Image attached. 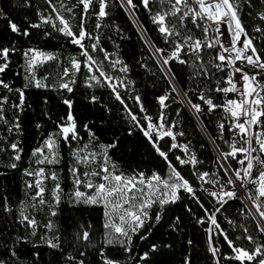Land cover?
Returning <instances> with one entry per match:
<instances>
[{
    "label": "trees",
    "instance_id": "16d2710c",
    "mask_svg": "<svg viewBox=\"0 0 264 264\" xmlns=\"http://www.w3.org/2000/svg\"><path fill=\"white\" fill-rule=\"evenodd\" d=\"M133 2L137 5L134 13L137 22L128 9L118 3L117 0H109V6L106 9L108 15L103 18L98 17L99 4L94 0L84 18V27L92 36H99L98 47L93 52L90 45L96 41L88 39L84 41L85 46L88 47L90 54L97 61L100 70L113 77H126V80L134 82L127 89L121 88L120 95L124 98L128 108L137 115L141 125H144L145 128L147 126V121L143 118L145 114L151 116L153 123H156L161 111L164 113L166 123L176 122L177 127L173 131L183 132L184 135H177L175 143L188 144L190 150L195 153L201 163H198L195 169L189 164H179L176 160L177 156L184 159L187 157L180 148L169 151L170 145L173 143L170 137L160 140V147L163 151L168 152V159L175 165L176 169L190 181L193 187L198 189L196 194L204 207L211 210L217 205L214 199L201 189V182L197 176L193 175V172H215L219 177L226 179L224 171L220 168L217 155L199 129L195 119L177 93L171 91L166 72L153 55V49L143 38L139 26L151 39L153 45L161 48H168V45L156 30L149 12L142 6L140 0H133ZM29 3L31 6H28L25 0H0V9L22 29L30 23H39L38 14L48 15L52 13V8L46 0H29ZM52 3L69 20L72 30L78 33L83 6L79 5L77 0H52ZM61 5L72 8V12L64 11V7ZM152 7L155 10L156 5H152ZM260 11H264V0H252L251 7L246 4L243 5L241 19L249 35L256 37L253 42L262 59H264V35L253 31L256 26L264 28V21H261L257 16ZM52 14L54 15V13ZM98 23L100 24L99 29H97ZM188 28L192 30L195 36L202 35L201 31L194 28L190 22H188ZM29 31L31 35L28 37L13 34L8 28V19L0 18V46L12 47L14 44L19 49L10 55L9 69L2 74V78L10 83L14 90L10 92L0 88V96L8 97V103L4 105V114L9 121V123L0 121V147L7 149L8 144L19 139L20 146L23 148L22 158L17 162L16 169L8 167L13 162L11 159L12 151L10 149L0 151V198L6 196L9 206L12 208V212L7 213L0 207V259L9 261V264H69L64 256L49 249L40 239L42 236L52 235L44 228V225L51 219L55 225V232L62 238L65 255L77 254V249L80 246L74 243L70 245L69 242L73 241V234L80 224L87 226L90 223L92 245L84 249L87 252L86 264H100L96 249L101 245L104 233L102 225L105 209L102 205L72 206L70 197L74 189L71 179V168L74 163L73 151L84 144L101 146L115 143L116 147L108 149L110 162L126 175L143 171L145 176H151L153 172H156L163 177L169 173L170 169L168 163L154 150L140 127H137L130 120L124 105L115 99L108 85L106 83L97 85L95 81H88V77L92 73H89L83 66L85 57L80 54L82 51L80 47L71 43V38L56 31L50 25L32 28ZM28 48L57 54L58 60L48 61L38 66L36 70V77H47L45 83L49 85L58 84L63 69L69 67L70 58L78 59L82 66L81 70L75 74V84L72 85L73 91L71 93L58 87L35 88L29 85L24 89V110L17 112L16 109L12 108V104L19 102L18 93L15 89L24 88L27 83L22 53ZM106 53L108 54L107 59L105 58ZM215 54L214 49L206 50L204 53L206 59ZM184 58L188 59V57ZM113 61L120 63L113 67ZM124 65L129 68L127 73L119 71V68ZM247 69L252 72L250 68ZM168 70L175 74L174 80L184 93L187 92L193 103L201 102L197 99L195 92L189 91V89H195L196 92L200 91L202 87L214 89L217 81H220L221 86L224 87L226 86L224 79L229 71L227 68L223 71H216L209 65V71L215 73L214 75H210L208 78L191 79L193 72L191 65L180 64L176 61L170 63ZM262 79L264 81V77ZM89 83L92 86H89ZM165 93H169V99L165 101L167 107L162 109L157 98L165 95ZM135 95L141 97L146 113L140 112L139 105L134 99ZM210 95L214 103L218 105L224 103L226 98H235L233 95L215 91H212ZM92 96L98 97V100L92 102ZM65 98L73 101L72 114L76 118L82 139L71 141V143L60 140L61 161L59 164L51 166L52 170L58 174L59 183L63 190L60 203L58 206L54 204L52 188L55 182L49 179L45 181L44 198L47 204L45 206L37 205L40 210L34 211L31 208L34 203L31 197L35 194V189L26 187V182L33 178L26 176L24 169L31 168L33 150L43 143L45 137L56 131L57 118L67 114L68 108L63 104ZM45 99L47 104L43 103ZM202 107L203 111L196 113L215 146L220 152L230 151L228 144L224 141L231 142L233 133L228 131V126L224 120L225 112L220 108L209 112L206 106L202 105ZM17 115L21 125L19 134L8 131L11 122ZM222 122L225 124L223 140L220 139L218 127ZM261 122L264 123V117H261ZM38 123L41 125L39 129L36 127ZM85 124L96 134V140H90L87 130L83 127ZM153 139H156L155 133ZM240 158L242 155L238 154L236 159L230 158L227 163L235 169L239 167L237 161ZM256 174L257 172L254 170L253 175ZM203 187L209 188L210 186L205 184ZM249 187L250 189L253 188L252 185ZM237 194V199L229 200L217 213L218 223L231 239L235 240L236 237L241 236V226H244L249 228L257 240L264 242V235L255 230L256 221L249 214L245 200L240 193ZM181 196L180 201L165 207L159 222L155 219L146 222L145 227L134 237L135 254L142 255L145 251L150 253L149 259L146 262L141 261L140 264H183V258L189 254L192 264H215V259L208 251V234L205 230L209 225L197 222L199 218L205 215L204 211L200 207V203L189 198L187 194L182 192ZM21 202L29 214L35 215L40 227L37 230V236L31 237L29 243H21L15 246L17 255L11 257L9 248L12 247L15 237L27 234L25 227L18 221ZM0 203H2V199H0ZM50 206L57 211V216L50 217ZM188 209L191 211L189 212ZM159 211V206L154 205L150 210V215L155 217ZM177 216L181 218L178 227H176L175 221ZM228 221L234 223L229 224ZM142 235H147L148 238L142 240L140 239ZM188 240L192 241L191 245L186 244ZM213 241L219 246L222 256L229 254L230 249L222 235L214 236ZM33 242H36L38 246L34 247ZM165 242L171 243L172 249H160L155 253L150 251V246L153 243L163 244ZM238 243L248 245L247 241H238ZM35 252L40 253L38 259L33 255ZM106 253L113 259L121 261L127 259V254L119 247H108ZM220 264H239V262L221 259Z\"/></svg>",
    "mask_w": 264,
    "mask_h": 264
},
{
    "label": "snow or ice",
    "instance_id": "6c2138e0",
    "mask_svg": "<svg viewBox=\"0 0 264 264\" xmlns=\"http://www.w3.org/2000/svg\"><path fill=\"white\" fill-rule=\"evenodd\" d=\"M47 4L52 8V13L48 15L38 14L39 23H30L27 27L21 28L17 23L9 19L0 9V18L8 19L9 30L16 35L28 37L31 35L29 29L40 28L43 25H50L56 31L71 38V43L80 47L81 55L85 57L83 66L89 73L88 81H95L97 85L106 83L111 89L121 104L124 105L125 110L130 117V120L140 127L144 136L151 142L154 150L167 163L170 169L166 176L153 172L150 177H146L143 171L134 172L131 175H126L119 171L115 164L110 163L108 156V149L116 147L115 143L109 145H101L100 151H90L89 145L84 144L73 151L74 163L71 168V179L74 190L72 193V206L78 205L94 206L102 205L105 209L103 222V237L101 245L96 249L99 256L100 264H140L141 261L146 262L149 259L150 253L145 251L140 254H135L133 246L134 237L145 227L146 222H159L162 218L164 209L167 205L175 204L182 199L181 193H185L189 198L200 203V207L204 211V216L198 219V223H207L209 226L205 230L208 234V251L215 259V264H220L221 259L228 261H237L239 264H264V242L257 240L251 233L248 227H242V235L234 239L229 238L228 233L221 228L217 221V213L221 211L229 200L237 199V184L243 190V194L247 196V200L251 207L249 214L252 215L256 221L255 230L264 235V123L261 122V117H264V83H261L259 77H264V59L254 44L255 36H250L248 30L245 28L241 19V12L243 5L252 6V0H140L142 6L149 12L152 23L156 26V30L163 38L168 48H161L155 45H150L153 48V55L157 58L161 67L164 69L170 68V63L176 61L180 64H190L193 68L191 79L208 78L210 75L209 65L216 71H223L225 68L229 69L224 79L227 86L222 87L220 81L216 82L215 88H201L196 92L195 89L189 91L195 92L197 99L201 103H193L188 97L187 92L184 94L187 98L191 108L200 113L203 111L202 105L207 107L209 112L217 108L223 110L228 120V131L233 133L231 142L224 141L228 144L230 151L220 152L217 158L220 162V168L224 171L225 177H219L215 172L209 173L194 171L193 175L201 182V189L207 192L208 195L214 199L215 204L211 210L204 207L197 196V188L193 187L188 179H186L175 165L168 159V152L161 149L159 141L165 137H170L173 143L170 149H182L186 159L180 156L176 160L181 165L189 164L194 169L198 163H201L189 148L188 144L175 143L177 135L183 136V132H174L173 129L177 127L175 121L166 123L163 111H161L157 122L153 123V118L144 115V120L147 121V126L140 124V121L135 113L128 108L124 98L120 95V89H127L133 81L126 80V77H113L108 73L100 70L97 61L90 54L88 47L85 46L86 39L96 41L91 43L92 51H96L98 47L99 36H92L84 27V18L86 17L90 6L94 0H77L79 5L83 6V15L79 25V32L72 30L69 20L61 13L52 0H46ZM99 4L98 17L103 18L108 15L106 9L109 6V0H96ZM123 7L135 13L137 5L133 0H117ZM28 6H31L29 0H25ZM152 5H156L155 10ZM61 7H64L61 5ZM64 11L72 12V8L64 7ZM258 18L264 21V11L257 13ZM188 22L202 33L201 36H195L192 30L188 28ZM221 26H224V34H221ZM100 24H97L99 29ZM254 32L264 35V28L256 26ZM211 33V35H210ZM48 35V33H46ZM241 37L243 41L241 42ZM225 40L228 41L225 45ZM240 44L238 47L237 45ZM215 50L216 54L205 58L206 50ZM19 51L13 44L12 47L0 46V88L13 91L10 83L2 78L10 66V55ZM24 57L23 68L26 73V81L24 88L15 89L18 93L19 102L13 103L12 108L17 112H23L25 103V91L29 85L35 88H49L58 87L71 93L73 91L72 85L75 84V74L81 70V61L76 58H70L69 67L63 69L59 77V82L56 85H49L45 83L47 77L37 78L36 70L38 66L43 65L48 61L58 60L55 53L44 52L35 48H28L22 53ZM184 57H188L185 59ZM106 59L108 54L106 53ZM241 66L237 67V62ZM113 67L119 61H113ZM243 65H247L251 70V74L244 70ZM122 73H127L129 68L127 65L119 68ZM98 73V74H97ZM236 74H239V84L235 79ZM170 81V88L172 92L177 89L172 81L175 74L171 72L166 73ZM89 86H92L89 83ZM212 91L224 94H235V99H225L224 103L216 104L213 101L210 93ZM135 101L138 103L140 112L146 113L141 97L135 95ZM158 102L161 108H166L165 101L169 99V93L159 96ZM92 102H96L98 97L92 96ZM8 103L7 96H0V121L9 123L4 114V105ZM47 104V100L43 101ZM63 104L67 106L68 112L65 116L58 117V123L55 124L56 131L50 133L44 138L42 145L36 147L32 152V157L35 158L37 165H56L60 162L59 155V140L65 143L71 141H79L80 137L76 118L72 114L73 101L71 99H63ZM36 127L39 129L41 125L38 123ZM87 130L90 140H96V134L91 131L87 124L83 125ZM220 129V139L223 140V132L225 124L222 122L218 125ZM9 132L19 134L21 132V125L19 116L17 115L11 126L8 128ZM155 133L156 139H153ZM237 137L239 138L237 140ZM239 144V146H237ZM11 150L13 155L11 157L12 163L8 167L12 169L17 168V162L22 158L23 148L20 146L19 139L8 144V148L0 147V151ZM241 154L237 163L239 167L233 169L227 165V161L236 159L237 155ZM81 166H86L81 171ZM257 174L254 176L253 171ZM24 174L33 178L26 182L28 189H35V194L31 197L34 203L31 205L32 210L39 211V206H45L47 201L44 198L46 180L54 181L52 188V195L54 197V204L59 205L61 200L62 188L59 183L58 174L48 167L26 168ZM209 185V188H204L203 185ZM248 185H252L250 189ZM81 188L86 189L82 191ZM90 190V191H89ZM2 203L0 207L7 213L12 212L9 206L7 197L0 198ZM154 205H158L160 211L155 214V217L150 215V210ZM190 212L191 209H188ZM50 217L57 216V211L50 206ZM180 217H175L176 227L179 226ZM19 223L25 227V235L15 237L12 242V247L9 248L11 257H16L17 252L15 246L21 243H29L31 237L37 236V230L40 225L35 215L28 213L21 202V208L18 215ZM229 224L234 223L228 221ZM44 228L52 233V235L42 236L40 239L43 243L52 250L58 252L69 264H86L87 247L92 245V231L91 224L87 226L80 224L73 234V241L70 245H79L77 254L71 253L65 255L63 248V241L59 234L55 232V225L51 219L44 225ZM175 230V229H174ZM222 235L227 243L230 252L226 255L220 254L219 246L214 243L213 237ZM147 235H142L140 239H147ZM238 241H247L248 245H242ZM187 245H191L192 241H186ZM33 246L38 244L33 242ZM108 247H119L127 254V259L121 261L113 259L108 256L106 249ZM171 243H153L150 246V251L155 253L160 249H172ZM37 259L40 256L39 252L33 254ZM0 264H9V261L0 259ZM183 264H192L191 255H186L183 258Z\"/></svg>",
    "mask_w": 264,
    "mask_h": 264
},
{
    "label": "water",
    "instance_id": "95a60500",
    "mask_svg": "<svg viewBox=\"0 0 264 264\" xmlns=\"http://www.w3.org/2000/svg\"><path fill=\"white\" fill-rule=\"evenodd\" d=\"M129 13L133 16V18L135 19V16L134 14H132V12H130V10L128 9ZM135 21L137 22V20L135 19ZM139 29L141 31V34L143 36V38L145 39V41L147 42V44L150 46V45H153V43L151 42V39L148 37V35L141 29V27L139 26ZM151 47V46H150ZM152 48V47H151ZM153 49V48H152ZM165 72H169L168 69H164ZM174 84H175V87H176V93L177 95L179 96L180 100L182 101V103L184 104V106L188 109V111L191 113V115L193 116V118L195 119L199 129L201 130V132L203 133V135L205 136V138L207 139L208 143L210 144V146L212 147V149L214 150L215 154L217 155V157L220 156V150L215 146V143L213 142L211 136L209 135V133L207 132V130L205 129V127L202 125L201 121L199 120L198 118V115L196 113V111L194 109L191 108V105L188 103V100L187 98H185V95L183 97L182 93L185 94L181 87L177 84V82L175 80L172 81ZM228 165V163H227ZM229 166V165H228ZM237 193H240L243 197V199L245 200V203H246V206L247 208L249 209V205H248V202H247V196L245 194H243V191L242 189L240 188H237Z\"/></svg>",
    "mask_w": 264,
    "mask_h": 264
},
{
    "label": "rangeland",
    "instance_id": "374dc122",
    "mask_svg": "<svg viewBox=\"0 0 264 264\" xmlns=\"http://www.w3.org/2000/svg\"><path fill=\"white\" fill-rule=\"evenodd\" d=\"M243 37L241 38V42L243 41ZM251 73V72H250ZM259 80H260V82L261 83H264V81H263V79H262V77H259L258 78ZM58 143H59V149H58V151H59V155H60V161H61V152H60V140L58 141ZM42 145V144H41ZM89 150L90 151H97V152H99L100 151V146H96V145H89ZM35 158L34 157H32V159H31V168H37V167H41V166H43V167H46V168H48V167H50L51 168V166H54V165H51V166H49V165H37V164H35ZM74 162V161H73ZM60 163V162H59ZM58 163V164H59ZM111 163V162H110ZM57 165V164H56ZM86 166H81V171H83L84 170V168H85ZM146 177H150V176H146ZM248 187H249V185H248ZM237 188H240L239 187V184H237ZM250 188V187H249ZM74 190V189H73ZM81 190L82 191H85L86 189H84V188H81ZM90 191V190H89ZM243 191V190H242ZM72 193H73V191H72ZM72 193H71V200H72ZM247 198V197H246ZM248 201V200H247ZM249 204V203H248ZM250 207H251V205H249Z\"/></svg>",
    "mask_w": 264,
    "mask_h": 264
},
{
    "label": "built area",
    "instance_id": "2783aa9c",
    "mask_svg": "<svg viewBox=\"0 0 264 264\" xmlns=\"http://www.w3.org/2000/svg\"><path fill=\"white\" fill-rule=\"evenodd\" d=\"M221 34L223 35L224 34V26H221ZM242 38V37H241ZM225 42V45H227V43H228V41L227 40H225L224 41ZM238 47L240 46V44H238L237 45ZM237 67H240L241 66V64H240V62L238 61L237 62V65H236ZM243 67H244V70L245 71H248V69L247 68H249L247 65H243ZM249 72V71H248ZM250 73V72H249ZM251 74V73H250ZM235 79L238 81V83H237V87H240V84H239V74H236V77H235ZM227 86V85H226ZM227 95H233V96H235V94H232V93H229V94H227ZM236 97V96H235ZM226 99H230V98H226ZM224 120H225V123H226V125L228 126V120H227V117H226V114H224ZM239 138L237 137V140H238Z\"/></svg>",
    "mask_w": 264,
    "mask_h": 264
},
{
    "label": "bare ground",
    "instance_id": "6f19581e",
    "mask_svg": "<svg viewBox=\"0 0 264 264\" xmlns=\"http://www.w3.org/2000/svg\"><path fill=\"white\" fill-rule=\"evenodd\" d=\"M182 95H183V97H184V94L182 93ZM248 202V201H247ZM249 203V202H248ZM248 205H250V204H248ZM250 207V206H249Z\"/></svg>",
    "mask_w": 264,
    "mask_h": 264
},
{
    "label": "crops",
    "instance_id": "0c3cea01",
    "mask_svg": "<svg viewBox=\"0 0 264 264\" xmlns=\"http://www.w3.org/2000/svg\"><path fill=\"white\" fill-rule=\"evenodd\" d=\"M235 98H237V97H235ZM235 98H234V99H235Z\"/></svg>",
    "mask_w": 264,
    "mask_h": 264
}]
</instances>
